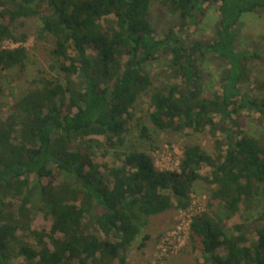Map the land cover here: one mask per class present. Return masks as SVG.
I'll return each instance as SVG.
<instances>
[{
	"label": "trees",
	"instance_id": "1",
	"mask_svg": "<svg viewBox=\"0 0 264 264\" xmlns=\"http://www.w3.org/2000/svg\"><path fill=\"white\" fill-rule=\"evenodd\" d=\"M155 2L178 18L160 34ZM213 3L212 37L192 36ZM244 14L264 17V0H0V76L25 70L27 49L2 44L25 43L20 27L34 18L59 74L33 79L0 116V264H126L148 219L187 210L198 184L209 190V211L189 225L197 264H264V213L228 227L243 201L264 197V80L253 75L258 54L238 48ZM141 98L150 151L96 163L91 137L123 146ZM242 113L254 116L259 136L242 130ZM186 131L207 134L210 152L186 145L178 169H158L152 133ZM37 216L48 232L32 229Z\"/></svg>",
	"mask_w": 264,
	"mask_h": 264
},
{
	"label": "rangeland",
	"instance_id": "2",
	"mask_svg": "<svg viewBox=\"0 0 264 264\" xmlns=\"http://www.w3.org/2000/svg\"><path fill=\"white\" fill-rule=\"evenodd\" d=\"M253 14H244L242 16V26L240 27V43L238 48L240 50L247 49L250 52L258 54V58L252 62L253 75L257 79L264 80V17H254ZM245 16H247L245 18ZM218 18L217 5L213 3L210 7H206L205 17L200 21L199 27L191 29V35L202 40H207L212 37V30ZM151 20L156 24L158 33L160 34L165 27L176 25L178 18L174 15L166 13L157 2L153 4L151 10ZM39 21L37 19L26 20L23 26L20 27L21 33H25L28 39L25 43H21L28 51V62L24 71H19L17 68L7 74L0 76V116H7L9 108L19 98V96L28 89L29 84L36 78H56L59 77L57 70L53 69L54 62L50 55L52 48V41L50 39H37L36 30ZM5 41L2 48L7 47ZM262 46V48H261ZM257 50V52H256ZM260 52V53H259ZM162 66L160 63L151 64L150 74L156 78L158 68ZM215 76L212 81L214 82ZM159 80L156 84H159ZM211 84V83H210ZM149 109V103L146 98H141L135 104L133 111H131L132 119L128 123V132L125 137L123 146L117 150L109 149L104 143L103 138L91 137L95 140L96 149L94 161L98 164H107L108 167L119 164L121 156L117 158L116 154H121L130 148L147 149L150 147L140 138L139 125L147 126L152 131L146 114ZM240 119L242 130L248 134L259 136V127L255 121L254 116H244ZM154 145L159 146L160 149L154 153L153 159L157 168L174 170L180 162L181 151L186 145L199 144V146L210 152L212 149V140L207 134H194L191 131L184 133L172 134L170 132H153ZM207 168L204 167L201 175H205ZM44 182V184H46ZM264 189V186L261 185ZM197 193L192 195V203L188 210L168 211L158 216H153L148 219L146 227L142 230L141 235L137 238L135 243L126 253V264H197L200 260V255L197 252H192L189 245L190 231L187 233L185 222L190 215L196 214L198 211H209L207 202L209 197V190L206 186L198 184L195 187ZM264 213V197L262 195L254 198L252 201H243L238 215H235L228 223V227L235 224L244 223L250 224L258 215ZM50 222L44 220L41 216H37L32 223V229L37 231L48 232L50 229ZM252 227V226H251ZM174 231V232H173ZM179 231V236H175ZM173 232V238L169 249L164 254L161 245L162 238ZM172 234V233H171ZM144 236H149L148 239L142 240ZM29 241V240H28ZM143 243V247H140ZM175 249V250H174ZM174 250V251H172ZM172 251V252H171ZM171 252V253H169ZM169 253V254H168ZM22 260H14L13 264H21Z\"/></svg>",
	"mask_w": 264,
	"mask_h": 264
},
{
	"label": "built area",
	"instance_id": "3",
	"mask_svg": "<svg viewBox=\"0 0 264 264\" xmlns=\"http://www.w3.org/2000/svg\"><path fill=\"white\" fill-rule=\"evenodd\" d=\"M7 44H8V46L7 47H4V49H8V48H16V47H19V46H21V44H14V43H12V42H7ZM178 165L179 164H177V167H176V169H178ZM159 169V168H158ZM176 169H174V170H176ZM160 170H168V169H160ZM171 171H172V169H171ZM188 210V209H187ZM186 211V210H185ZM192 216L193 215H190V217H188V219H186V222H185V228H186V231H187V233L190 231L189 230V225H190V222H191V218H192ZM174 232V231H173ZM173 232H170V233H168V234H166L163 238H162V240H161V245L162 246H164L165 248H168V245H170V243H171V239L173 238ZM172 233V234H171ZM175 236H179V231L177 232V234L175 235ZM173 247H174V245L173 246H169V248H168V250L166 251L165 249H163V252H164V254L165 253H167L168 251H169V249H173ZM175 250V249H174ZM174 250H172V251H174ZM171 251V252H172ZM171 252H169V253H171ZM168 253V254H169Z\"/></svg>",
	"mask_w": 264,
	"mask_h": 264
}]
</instances>
